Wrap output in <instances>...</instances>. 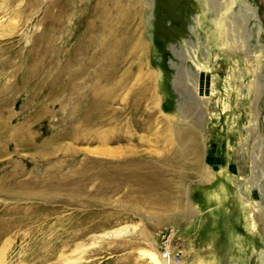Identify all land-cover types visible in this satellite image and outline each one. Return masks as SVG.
Segmentation results:
<instances>
[{
  "label": "rangeland",
  "instance_id": "374dc122",
  "mask_svg": "<svg viewBox=\"0 0 264 264\" xmlns=\"http://www.w3.org/2000/svg\"><path fill=\"white\" fill-rule=\"evenodd\" d=\"M92 1L0 0V264H264V12L121 0L144 48L83 69Z\"/></svg>",
  "mask_w": 264,
  "mask_h": 264
},
{
  "label": "bare ground",
  "instance_id": "6f19581e",
  "mask_svg": "<svg viewBox=\"0 0 264 264\" xmlns=\"http://www.w3.org/2000/svg\"><path fill=\"white\" fill-rule=\"evenodd\" d=\"M127 2L132 4V5L134 4V6L135 5H141V1H139V0L138 1L127 0ZM256 2L259 4V8L261 6V9H260L261 12H264V3H261L258 0ZM91 5L92 6L90 7L88 13H86L84 16L82 15L81 17L79 15L80 19L78 18V20H76V21L73 19V25H72V32H73L72 34L73 35L70 38V40H71L79 32L84 34V36H81V39H80V41H82L81 43L84 42L85 43L84 45H86L84 48V52H85L87 59H86L85 63H83L84 60L82 62L83 69L88 68L90 66V64H92L94 61H98L100 63H103L104 65H105V62L106 63H112L113 58L111 57V53L114 50H117V52H121V51L123 52V51H127L130 48L133 49L134 47L136 49H143L144 48V43L142 41H140L139 39H137L138 45L133 43L134 39H136L135 33H132V30L130 31V28L128 26V21H130L129 18L132 17V15L130 13L134 11V9L132 7L130 8V12L127 11L124 15H122V7L125 5V3L124 2L121 3V0H95L93 2V4H91ZM70 15L71 14H66V16L62 18L63 20H62V23L60 24L61 27L64 26V23L69 22L68 20H70V18H71ZM64 42L67 43V41H64ZM41 44H43V43H41ZM80 45H82V44H80ZM53 51H54V49H53ZM106 66L108 67L110 65L108 64ZM25 76H27V75H25ZM25 79H27V78H25ZM92 79L90 81V86L88 88V97L92 101L91 103L95 106L94 111L97 109L99 111L101 108H103L105 103L110 98V94H109L110 92L105 87V82H106L105 76L102 77L100 75L99 78H97L95 81ZM23 81H25V80H23ZM101 81H103V82H101ZM108 81L110 83V80H108ZM66 86H68V84ZM70 87H71V90H73L72 84H70ZM87 107H88V105H87ZM196 119H197V114L195 117L194 114L191 113L190 121L196 123ZM262 122H263V120L261 118V124H262ZM181 130L182 131L180 132V129H178L179 138H180V135H182V134H186V136L191 135L188 132L184 131V128H182ZM169 139L167 140V142H170ZM193 139H195V137L189 136L185 140L181 139V141H183L184 143L187 142L188 144L193 145L194 144ZM177 143H178V141H177ZM3 249H4V246L0 250V262H1V259L3 257ZM143 254H145L147 256V258L153 264H175L174 262L162 261L156 250H154V251H144L143 250Z\"/></svg>",
  "mask_w": 264,
  "mask_h": 264
},
{
  "label": "built area",
  "instance_id": "2783aa9c",
  "mask_svg": "<svg viewBox=\"0 0 264 264\" xmlns=\"http://www.w3.org/2000/svg\"><path fill=\"white\" fill-rule=\"evenodd\" d=\"M157 252L160 259L164 262H174L177 259L176 250L173 251L170 248V245L167 244L166 240L160 244L159 251Z\"/></svg>",
  "mask_w": 264,
  "mask_h": 264
},
{
  "label": "water",
  "instance_id": "95a60500",
  "mask_svg": "<svg viewBox=\"0 0 264 264\" xmlns=\"http://www.w3.org/2000/svg\"><path fill=\"white\" fill-rule=\"evenodd\" d=\"M258 6H259V4H258ZM260 9H261V6H260ZM260 124H261V121H260ZM261 126H262V130L264 131V121L262 122Z\"/></svg>",
  "mask_w": 264,
  "mask_h": 264
}]
</instances>
